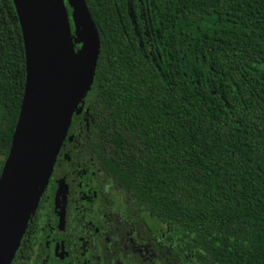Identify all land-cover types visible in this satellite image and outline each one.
Masks as SVG:
<instances>
[{
	"label": "trees",
	"instance_id": "1",
	"mask_svg": "<svg viewBox=\"0 0 264 264\" xmlns=\"http://www.w3.org/2000/svg\"><path fill=\"white\" fill-rule=\"evenodd\" d=\"M85 1L101 52L72 120L80 122L90 98L88 144L68 188L85 204L95 167L101 196L67 208L71 262L78 233L90 238L97 216L85 261L134 264L102 203L126 195L135 219L151 217L174 239L170 264H264V0ZM70 20L78 52L84 43ZM26 78L15 4L0 0V145L8 155ZM61 163L57 156L12 264L45 260L42 241L59 225L49 202ZM103 232L110 248L97 242Z\"/></svg>",
	"mask_w": 264,
	"mask_h": 264
},
{
	"label": "water",
	"instance_id": "2",
	"mask_svg": "<svg viewBox=\"0 0 264 264\" xmlns=\"http://www.w3.org/2000/svg\"><path fill=\"white\" fill-rule=\"evenodd\" d=\"M26 60V88L8 158L0 176V264H12L73 117L96 73L101 41L85 0H69L84 34L86 57L73 59L65 0H13ZM52 11V12H50ZM62 74L61 78H55ZM79 75L77 80L71 78ZM62 225L65 221L63 212Z\"/></svg>",
	"mask_w": 264,
	"mask_h": 264
},
{
	"label": "rangeland",
	"instance_id": "3",
	"mask_svg": "<svg viewBox=\"0 0 264 264\" xmlns=\"http://www.w3.org/2000/svg\"><path fill=\"white\" fill-rule=\"evenodd\" d=\"M71 9V19L74 27H77L75 36L79 38L84 43V34L81 26L78 24L77 17L71 4H68ZM84 46V45H83ZM77 58L73 59V67L72 69L75 71L79 69V67L84 63L86 57V51L80 50L77 52ZM80 110V122H84L83 135L75 131L76 135L75 141H71L64 146L63 149L60 150L59 154L62 159L70 158V166L63 165L62 168L57 172L58 177L56 180L57 186L53 192V202L51 210L55 212L61 207H57L61 205V202L65 198V191L67 186L69 185V177L73 175V166L72 160L77 157V154L74 156L68 154V151L76 152L81 156L84 155L85 146L87 143V130L86 127L92 123L91 119V100L86 99L83 105L79 108ZM84 141V144H83ZM79 144H81L79 146ZM84 147V148H83ZM58 154V155H59ZM8 148L5 145H0V172L2 173L5 162L7 160ZM95 174V170L90 171L89 178H93ZM96 191V185L91 184L88 187V200L92 196V194ZM129 204V199L126 195L120 199L117 197V207H111L109 202L105 203L106 209L108 210L107 222L108 227H112L117 231L116 241L119 244L123 243L124 250L128 252L129 260H132L134 264H170L169 258L171 253L174 250V239L165 232V226L152 219L149 216H145L144 218H134L130 211H128L127 206ZM35 210V208H34ZM33 210V211H34ZM61 212H58L60 215ZM54 237H48V240L45 244V249L47 252V261L51 264H55L57 260L54 256L56 249L51 246V242L55 240ZM110 242V243H109ZM110 246L111 238L109 241L105 242ZM67 254V249H65L61 255ZM65 261V260H64Z\"/></svg>",
	"mask_w": 264,
	"mask_h": 264
},
{
	"label": "flooded vegetation",
	"instance_id": "4",
	"mask_svg": "<svg viewBox=\"0 0 264 264\" xmlns=\"http://www.w3.org/2000/svg\"><path fill=\"white\" fill-rule=\"evenodd\" d=\"M83 129H84V122H77V123L74 122V124L72 122L64 146L67 145V143H69L71 141L72 142L75 141V138H76V135L74 134L75 131H77L80 134V136H82L83 135ZM89 129H90V126L88 125L86 127V130H87V138H86V140L89 139V135H88V133L90 131ZM83 144H84V141H83ZM80 145L81 144H79V146ZM64 146L61 149H63ZM71 153L74 156L77 154V157L74 160H72L73 162L71 164V165H74L75 166L76 164H79L78 162L82 161L83 154H81V156H80L78 154V151H77V153L76 152H72V151H68V154H71ZM58 159L62 162L61 163L62 164L61 166H63V165H69L70 166V161H71L70 158L62 159L61 156H60V154H59L58 155ZM92 170H95V174L93 175V178L91 179V178H89V173ZM97 170H96L95 167H91L88 170V173H87L88 178L90 180V183L88 184L87 188L91 184H95L96 185V191L92 194L91 197H93V196L100 197L101 196L100 195V192L98 190V185L96 183V176H95V175H98L99 176L101 172L99 170L98 171ZM74 174H75V172H73V175L71 177H69V180L70 181L74 177ZM70 181H69V183H70ZM48 184H51V181ZM68 186H67V189L65 191V198H64V200L61 202V205H58L57 206V207H61V208L59 209V211L58 210H55V212L52 211L53 213H55V214L58 215L59 225H58V227H57V229H56V231L54 233H51L49 235H46L45 238H44V240L42 241L43 255L45 257V260L42 263H40V264H51L50 262L47 261V258H46L47 257V252H46V249H45V244H46V242L48 240V237H54V236L56 238H55V240H53V242H51V246L53 245V247H55V249H56V252H55L54 256H56L55 259L57 260V262H55V264H129V263H122V262H119V263H116V262H112V263L103 262V263H101L99 261H95L94 262V258L93 257H90V259L92 260V262L85 261V259H84L85 246H87V247L90 246V249H92L93 248V243H96L95 238H94V236H95L94 229L97 227L98 222L101 220V218H99L97 216H90V218L93 219V220H95V222L94 223H90L89 226L87 225V227L90 228V230H89L90 238H89V235H87V234H86V236H80V234H82V232H79L78 233V238H77L76 244L74 245L73 252L74 253H80V254H79V257L76 259V262L75 263H72L71 262V260H70V251H71V248L69 247V245L67 243V239H65V237H63L65 234H67L66 231H67V227H68V214H67L68 213V210H67V208H69V209L72 208V207L78 208V205H81V206L82 205H87L88 203H90L91 197H90L89 200H87V202L85 204L84 203L81 204L80 202H78V200H74V199H71L70 198V191H69ZM68 193H69V196H67ZM88 196H89V194H88ZM117 197L119 198L118 195H115L116 206L112 205V202L110 200H108V199H105L104 200V198H102L103 199L102 200V203H103V205L105 207V210H106V226H107V228H109L108 227V222H107V215H108L107 213H108V210L106 209L105 203L106 202H109V204H110L111 207L118 208L117 207ZM97 200L100 201V198L97 199ZM52 202H53V199L49 202L50 203V205H49L50 206V208H49L50 211H51V208H52ZM64 206H66V208ZM58 212H61L60 215L58 214ZM63 212H64V215H65V221H64V224L62 225V219L61 218L63 216ZM77 225L80 226L81 225L80 222H78ZM99 238H100V242L99 241H97V242L100 243V245H102L103 247H106V248H110L111 245L108 247V246H106L107 244L105 243L106 241H109V238H111V235L109 233L103 232V233H101V237H99ZM120 245H122V247L124 246L122 242H121ZM65 249H67V254L61 255V253ZM129 261L132 262V260H129V259L127 261H125V262H129Z\"/></svg>",
	"mask_w": 264,
	"mask_h": 264
},
{
	"label": "bare ground",
	"instance_id": "5",
	"mask_svg": "<svg viewBox=\"0 0 264 264\" xmlns=\"http://www.w3.org/2000/svg\"><path fill=\"white\" fill-rule=\"evenodd\" d=\"M50 12H52V11H50ZM62 76H63L62 74H58V75L55 76V78H61ZM78 76H79V75H75V76H73V77L71 78V80H72V81L77 80Z\"/></svg>",
	"mask_w": 264,
	"mask_h": 264
}]
</instances>
